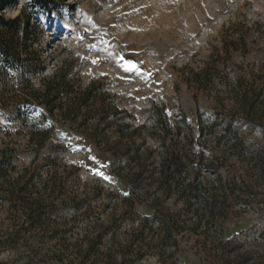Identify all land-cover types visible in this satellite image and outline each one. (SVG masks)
<instances>
[{
    "label": "rangeland",
    "instance_id": "1",
    "mask_svg": "<svg viewBox=\"0 0 264 264\" xmlns=\"http://www.w3.org/2000/svg\"><path fill=\"white\" fill-rule=\"evenodd\" d=\"M123 1L0 0V56L8 60L0 63V160L6 151L12 156L0 184L32 180L34 192L48 196L50 159L59 167L57 184L66 183L53 186L55 199H48L43 220L33 227L8 202L0 208V224L24 226L35 246V251L1 252L0 264H212L204 238L189 232L179 236L178 252L164 261L160 248L140 249L136 229L153 211L137 204L130 213L132 190L116 176L112 156L98 146L83 117L70 120L60 111L47 112L44 127L54 130L41 151L30 147L32 118L43 109L31 98L32 87L61 68L74 90L94 88L97 110L121 112L125 120L149 128L161 116L164 126L177 127L185 113L196 144L203 141L198 120L223 116L248 144H264V128L232 113L228 100L238 77L264 92V0H149L153 8L146 14L121 18ZM155 17L163 20L159 30L150 24ZM142 28L145 42L139 38ZM37 53L43 62L35 75ZM128 61L137 70L127 71ZM107 133L115 136L114 130ZM150 143L158 146L155 138ZM165 208L173 213L182 204L171 200ZM260 210L226 221L224 238L242 244L238 252L264 255Z\"/></svg>",
    "mask_w": 264,
    "mask_h": 264
},
{
    "label": "trees",
    "instance_id": "2",
    "mask_svg": "<svg viewBox=\"0 0 264 264\" xmlns=\"http://www.w3.org/2000/svg\"><path fill=\"white\" fill-rule=\"evenodd\" d=\"M240 39L246 42L245 38ZM4 56H0V63L8 62ZM42 59L37 53L35 75ZM13 61L20 62V58L14 56ZM65 79L61 68L50 78H43L41 85L32 87L31 98L37 108H43L30 125L29 144L33 150L41 151L54 130L52 126L44 127L47 112L54 115L56 110L60 111L61 116L70 120L81 116L90 126L92 136L98 139V146L112 156L116 176L130 186L132 192L127 199L130 213H134L137 204H145L153 211L139 221L136 229L140 249L160 248L159 256L164 261L166 256L178 252L179 236L189 232L204 238L207 258L212 264H264L261 251L238 252L242 244L224 238V225L231 216L259 206L264 213V144H248L234 122H227L223 116L198 120L197 131L203 141L196 144L195 128L185 113L177 127H172L171 122L164 126L158 111L161 118L154 126L138 125L120 117L121 112L106 107L97 110L94 88L76 91ZM234 86L228 97L231 112L257 128H264L263 90L254 82L246 81L243 85L239 77ZM109 129L114 130L115 136L108 135ZM153 138L158 143L156 148L150 143ZM6 153L0 160V180L8 177L7 165L12 156ZM46 167L51 175L46 183L52 185L48 196L35 193L32 180L22 185H18L20 179L6 187L0 184V208L8 202L13 212L21 211L27 227L43 220V206L55 199L53 186L66 184L62 181L57 184L59 167L55 159H50ZM171 200L181 202L182 208L173 213L167 210L165 203ZM112 217H116L115 212ZM23 229L15 222L9 226L0 224V253L35 251L34 240ZM127 256L126 253L122 256L123 262Z\"/></svg>",
    "mask_w": 264,
    "mask_h": 264
},
{
    "label": "bare ground",
    "instance_id": "3",
    "mask_svg": "<svg viewBox=\"0 0 264 264\" xmlns=\"http://www.w3.org/2000/svg\"><path fill=\"white\" fill-rule=\"evenodd\" d=\"M119 1H122V0H114V3H117ZM175 7H176L175 5H172L173 12L174 10H176ZM152 8H153V4L149 0H124L118 10V15L121 18H129L137 14H146ZM150 24L152 27L159 30L163 25V20L160 17H155L153 20L150 21ZM138 33H140V36H139L140 42H145L144 39L145 37H147V31L144 28H142ZM129 35L130 34L126 35L125 37ZM120 42H123V41H120ZM127 42H132V40H127Z\"/></svg>",
    "mask_w": 264,
    "mask_h": 264
},
{
    "label": "snow or ice",
    "instance_id": "4",
    "mask_svg": "<svg viewBox=\"0 0 264 264\" xmlns=\"http://www.w3.org/2000/svg\"><path fill=\"white\" fill-rule=\"evenodd\" d=\"M124 58L123 57H121V60H123ZM137 65L134 63V62H132V61H128L126 64H125V69L127 70V71H135V70H137Z\"/></svg>",
    "mask_w": 264,
    "mask_h": 264
}]
</instances>
